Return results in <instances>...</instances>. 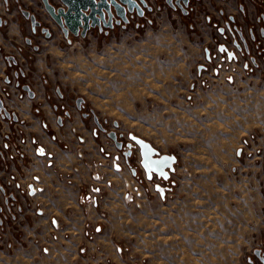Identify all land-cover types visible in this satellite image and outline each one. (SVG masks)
Listing matches in <instances>:
<instances>
[{"label": "crops", "instance_id": "1", "mask_svg": "<svg viewBox=\"0 0 264 264\" xmlns=\"http://www.w3.org/2000/svg\"><path fill=\"white\" fill-rule=\"evenodd\" d=\"M21 2L28 5L27 0ZM242 5L250 9L253 2L202 0V9L209 16L204 25L193 26L189 17L164 10L155 18L151 17L152 23L144 27L136 26L140 22L136 20V27L116 30L105 39L94 38V44L98 46L103 40L108 41L110 83L113 84L114 80L115 86L122 87L117 79L123 74L125 89H137L131 80L134 73L140 71L143 87L140 89H165V78L175 85L171 86L172 89H181L180 79L186 75L190 79L193 77L196 83L191 89H210L204 103L207 139L227 144L238 142V152L242 139L254 131L256 118L260 117L258 78L250 79L249 89H245L241 75L235 86L218 79L205 88L199 84L203 76L199 67L206 63L205 51L220 40L211 28V22L221 24L222 13L237 16ZM137 31H141L140 39L135 40L133 46L132 35ZM22 37L23 33L11 24L6 34L0 29V46L6 53L21 56L16 48L23 49ZM59 39L57 37L54 43L48 44L33 67L35 100L28 101L15 89L0 85V96L7 109L25 122V125L15 126V130L6 122L0 123V143L4 137L9 138L18 154L12 161L6 158L0 161V185L7 186L8 191H14L11 182L16 188L20 186L19 192L14 191L15 200L6 205L8 214L5 211L0 215V264H125L117 255L111 234L102 228L108 219L103 213L110 210L115 199L124 203L121 199L122 179L133 178L128 171L113 175V187L97 197L90 212L84 211L81 199L90 181L85 164L105 160L109 156L107 153H114V149L104 136L96 137L91 122L82 119L78 113H71V118L62 127L56 126V114L45 101L46 89H42L40 78L44 75L53 89L56 84L64 89L63 81L68 87L70 56ZM2 70L0 60V79ZM32 106L39 107L54 139L44 131L42 117L32 115ZM114 125L120 124L114 122ZM238 161V186L244 190L249 186L245 178L253 179V188L256 184L259 198L249 200V203L264 204V170L256 164ZM36 178L42 191L27 194L26 188ZM141 186L145 189L146 184ZM263 232L264 223H261L254 229V238L258 239L259 233Z\"/></svg>", "mask_w": 264, "mask_h": 264}, {"label": "rangeland", "instance_id": "2", "mask_svg": "<svg viewBox=\"0 0 264 264\" xmlns=\"http://www.w3.org/2000/svg\"><path fill=\"white\" fill-rule=\"evenodd\" d=\"M140 35L133 33V46ZM96 37L91 33L63 47L70 56L68 87L63 81L62 89L70 114L80 115L74 107L80 97L85 111L94 112L108 130L126 140L136 135L177 159L163 199L149 183L135 204L121 196L125 204L115 199L103 213L108 219L102 228L122 251L117 255L125 264H245L259 242L253 235L264 223V204L249 203L259 198L253 179L245 178L244 190L238 186L239 143L207 139L204 103L210 89H191L196 82L187 75L180 79L181 89H172L167 78L165 89H140V71L130 76L137 89H125L123 74L119 89L110 83L108 41L98 46ZM260 94L261 120L254 130L264 127V89Z\"/></svg>", "mask_w": 264, "mask_h": 264}, {"label": "flooded vegetation", "instance_id": "3", "mask_svg": "<svg viewBox=\"0 0 264 264\" xmlns=\"http://www.w3.org/2000/svg\"><path fill=\"white\" fill-rule=\"evenodd\" d=\"M27 1L28 5H24L21 0H0V5L3 9V14L0 15V29L6 34L11 24H15L19 32L23 33L22 46L24 49L16 48L17 52H21V56H17L12 53H6L4 48L0 46V60L3 64V76L2 79H0V85H5L7 89H15L28 101H33L37 97L35 92L36 88L33 84V67L37 61V57L46 50L48 44L54 43L57 37L60 38L59 43L62 45L72 44L75 40H84L91 33L105 39L116 30H127L133 28V26L142 25V27H144L148 23L151 24V17L155 18L156 15H159V13L164 10L176 12L184 18L189 17L191 25L196 27L202 24L204 25L206 18L209 17L202 9V0H188L186 5L182 2H179L177 5L175 4V0H172V7L166 4L165 0H143L145 6L139 3L143 13L142 17H138L135 13L133 15L126 14L128 23L124 24L120 22V25H116L118 18L115 16L114 7L111 5L110 0H105L102 3L99 2L98 4H100V6L96 5L94 9L95 11L101 10L105 13L104 19H100L99 16L95 14L94 18L98 20V23L95 24L94 28H90L84 37H81L82 26H84L83 15L85 14L87 16V13L83 10L79 18L80 25L78 26V35L74 36L70 33L64 35L63 30L47 12L43 0ZM251 1L253 2V6L250 9L243 5L240 6L237 16H225L222 13L221 24H218L214 20L211 22L210 20L211 28L215 31L216 35L220 37V40H216L215 43L205 51L206 63L204 67H199V71L203 72V76L207 75L218 62H225L234 69L231 73L229 68L223 69L224 75L230 76V81L224 83L235 86L237 77L241 75L242 82L246 85L245 89H249L248 84L252 78H258L257 89H264V0ZM97 2L98 1L95 0V3ZM47 3L50 7L54 8L55 12L58 9H61L63 13L67 11V8L60 0H47ZM13 13L15 15H12ZM136 20H140V22L135 26ZM93 22L94 20H89L88 25L90 26ZM110 25H112V28H110ZM211 81H208L209 87ZM40 83L42 89H46L44 95L45 101L50 104L52 111L56 114V126L62 127L64 122L71 118V114L68 110V97L66 93L62 91L60 84H56L53 89L44 75L41 76ZM29 92L34 95L33 98L29 97ZM78 98L80 97L74 100L75 110L80 112L82 119L92 122L94 135L96 137L99 135L106 137L110 146L114 149V153H107L109 156L106 159L111 158L113 155H117L121 160L122 173L128 171L133 180L138 184L141 185L145 183L147 185L151 180L146 179L145 173L140 166V158L137 151H134L131 157H126L124 153L127 149L123 151L117 150L114 143L107 137V134L113 131L108 130L104 123L99 121L94 115V112L85 111L83 99V102L80 103V109H78L76 107V100ZM31 113L35 117H42L41 125L44 131L54 139V133L43 119V114L39 110V107L32 106ZM260 120V117L256 118L257 124L260 123ZM2 122L10 124L14 130L15 126L25 125V122L21 120L14 111L7 109L3 98L0 96V123ZM114 126L116 127V125ZM114 133L116 134L117 141L122 142L123 145L130 142L128 140V135L126 140L123 135L117 134L116 132ZM261 141H264V127L252 131L242 139L241 149L237 152L238 159H240L241 162H254V164L260 166L264 170V144L260 146ZM253 146H256V148ZM254 148L255 151H253ZM246 149H251L249 155L246 154ZM17 157L18 154L9 141V138L4 137L2 143H0V161H4L5 158L12 161ZM133 171L135 175H133ZM11 185H13L15 192H19L20 186L16 188L14 182H11ZM30 185L26 190L29 189ZM163 187V191L165 192V189L168 188L165 187L164 182ZM14 191H8L7 186L0 185V215L5 211L8 214L6 205H8L10 200H15ZM26 193L28 194L29 192ZM259 234L261 235L258 237L259 242L252 249V255L246 259L245 264H264V232L263 234Z\"/></svg>", "mask_w": 264, "mask_h": 264}, {"label": "water", "instance_id": "4", "mask_svg": "<svg viewBox=\"0 0 264 264\" xmlns=\"http://www.w3.org/2000/svg\"><path fill=\"white\" fill-rule=\"evenodd\" d=\"M61 3L67 8L66 12H62L61 9L54 10V8L50 7L47 3V0H43L45 8L47 12L51 15L54 21L59 25V27L63 30L64 35L70 33L74 36L78 35V26L79 18L82 15V10L87 13V16L83 15L84 26H82V32L80 34L81 37L86 35V32L90 28H94L95 24L98 23V20L94 18L95 14L99 16L100 19H104L105 13L101 10L95 11V6L99 5V2H104L105 0H60ZM166 4L172 7V0H165ZM182 2L184 5L187 4L188 0H175V4H179ZM111 5L114 7L115 16L118 18L116 25H120V22L124 24L128 23V19L126 14L133 15L134 13L138 17H142V9L139 6V3L145 6L143 0H110ZM111 16V15H110ZM94 20V22L89 26L88 21ZM112 28V25H110ZM28 90V89H27ZM29 97L33 98L34 95L29 92ZM83 102L82 98H78L76 100V107L80 109V103ZM108 139H110L117 150L127 151L124 153L126 157H131L134 151H137L138 156L140 158V166L145 173L147 180H152V176H159L163 181H168L171 175L174 173V166L177 163V159L174 155H166L161 154L158 150H156L149 142L141 139L140 137L128 134V140L130 141L126 145H123L122 142L117 141L116 134L114 132H110L107 134ZM135 175V172H132ZM31 186L29 187V189ZM155 189L158 191L159 187L156 186ZM160 196L163 199L165 196L164 191H160ZM1 211V207H0Z\"/></svg>", "mask_w": 264, "mask_h": 264}, {"label": "built area", "instance_id": "5", "mask_svg": "<svg viewBox=\"0 0 264 264\" xmlns=\"http://www.w3.org/2000/svg\"><path fill=\"white\" fill-rule=\"evenodd\" d=\"M229 68L230 73L234 69L229 66L228 63L215 64V66L207 73V75L200 78V86L205 88L209 87V82L211 80H222L223 82L230 81L229 75H224L223 69ZM86 168L90 172V181L86 186L85 194L82 196L81 202L83 204L84 211L90 212L94 208L95 201L97 197L101 196L107 189L113 187L112 177L113 175H121V160L117 155H113L109 159L103 161H96L93 163H86ZM123 188L121 196L123 201L126 204L132 205L135 204L138 198L142 197L143 188L135 180H126L122 179ZM163 181L159 176H153L152 180L147 183L153 184V190L160 192L164 190ZM31 188L26 190L30 195H35L40 193L42 189L39 187V179H34L33 183L30 185ZM158 186L159 190L157 191L155 187ZM58 229V227H56ZM121 249L117 248V253L121 254Z\"/></svg>", "mask_w": 264, "mask_h": 264}]
</instances>
